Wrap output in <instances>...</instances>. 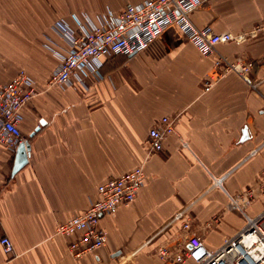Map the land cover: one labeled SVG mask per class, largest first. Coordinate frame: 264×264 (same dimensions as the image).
Wrapping results in <instances>:
<instances>
[{
  "label": "crops",
  "instance_id": "crops-1",
  "mask_svg": "<svg viewBox=\"0 0 264 264\" xmlns=\"http://www.w3.org/2000/svg\"><path fill=\"white\" fill-rule=\"evenodd\" d=\"M143 1L0 0V86L23 69L38 91L22 109L27 162L12 174L15 151L0 146V238L13 248L6 254L0 245V264H166L156 249L181 238L180 222L172 221L178 211L210 250L243 227V215L227 203L256 187L264 171V33L216 46L225 57L253 61L257 91L229 73L204 92L214 56L175 26L136 56L104 58L98 80L46 87L55 67L46 36L67 45L50 29L57 19L73 26V15H86L96 23L106 9ZM200 1L191 13L200 28L237 33L264 22V0ZM161 121L174 131L149 153L146 138ZM136 166L146 180L133 202L100 219L105 245L74 258L67 241L76 234L55 235L56 225L84 211L99 184ZM263 209L264 193L246 212Z\"/></svg>",
  "mask_w": 264,
  "mask_h": 264
},
{
  "label": "built area",
  "instance_id": "built-area-1",
  "mask_svg": "<svg viewBox=\"0 0 264 264\" xmlns=\"http://www.w3.org/2000/svg\"><path fill=\"white\" fill-rule=\"evenodd\" d=\"M200 4V0H144L117 11L106 9L97 15L96 23L86 15L82 18L73 15V26L65 19H57L50 29L58 38L65 39L67 45L46 36L44 47L55 60L46 87L65 89L83 86L90 78L98 80L102 78L100 68L104 58L117 54L136 56L160 33L175 26L200 53L214 56L204 80V92L229 73L237 74L257 91L260 81L252 77L253 61L243 57H225L216 52V46L223 43L242 44L255 39L264 33V22L237 33H219L208 27L200 28L191 20V13ZM37 94L35 80L23 69L0 86V146L15 151L19 144L27 141L20 129L22 109ZM169 131H174L169 121H161L150 129L145 141L149 153L163 149V141ZM145 180L143 167L136 166L99 184L97 196L91 199L88 207L57 224L54 234L64 239L76 234V238L67 241V250L74 258L101 248L106 243L107 233L100 226V219L113 214L119 206L133 202ZM262 193L264 171L256 187L228 197L227 208L238 210L244 217V225L216 250L204 245L201 237L192 231L185 211H178L172 221L180 222L182 236L172 243L159 245L156 255L166 264H264V209L254 216L246 212L248 205ZM216 220L213 218L203 227L212 228ZM0 245L4 253H12V243L8 237L2 236Z\"/></svg>",
  "mask_w": 264,
  "mask_h": 264
},
{
  "label": "water",
  "instance_id": "water-1",
  "mask_svg": "<svg viewBox=\"0 0 264 264\" xmlns=\"http://www.w3.org/2000/svg\"><path fill=\"white\" fill-rule=\"evenodd\" d=\"M29 150H30V145L28 140L22 144H19L18 147L15 149L16 155H15V162H14L12 174L15 173L27 162Z\"/></svg>",
  "mask_w": 264,
  "mask_h": 264
},
{
  "label": "trees",
  "instance_id": "trees-1",
  "mask_svg": "<svg viewBox=\"0 0 264 264\" xmlns=\"http://www.w3.org/2000/svg\"><path fill=\"white\" fill-rule=\"evenodd\" d=\"M117 55H123V54H117ZM115 56V55H114Z\"/></svg>",
  "mask_w": 264,
  "mask_h": 264
}]
</instances>
